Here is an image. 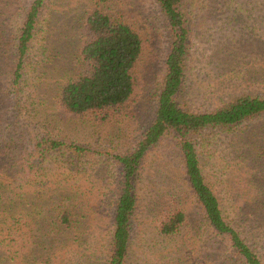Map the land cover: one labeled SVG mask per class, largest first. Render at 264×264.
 Masks as SVG:
<instances>
[{"label": "rangeland", "instance_id": "rangeland-1", "mask_svg": "<svg viewBox=\"0 0 264 264\" xmlns=\"http://www.w3.org/2000/svg\"><path fill=\"white\" fill-rule=\"evenodd\" d=\"M98 1L101 9L130 22L143 38L135 95L122 108L84 116L66 114L54 105L60 84L82 68L74 50L79 47L76 42L82 33L79 22L92 2L48 0L22 78L7 96L6 88L12 86L18 63L17 36L33 0H0V146L7 145L12 131L13 144L20 149L30 148L36 134L43 132L37 125L49 118L52 137L91 149L75 173L66 174L65 164L60 163L58 174L53 172L52 176L66 179L69 183L65 180L62 185L80 196V208L88 212L81 232L90 247L99 250L112 230V204L121 178L113 157L133 152L155 116L169 35L153 0ZM185 5L192 31L185 97L188 106L206 112L221 100L245 94L264 99V0H187ZM19 91L22 102L32 98L35 103L22 115L17 105ZM38 98L46 101V107L36 103ZM197 143L206 179L221 199L227 221L243 231L264 261V115L236 127L208 130ZM143 164L142 201L128 264H228L218 259L221 248L217 244L206 246L193 241L190 227L171 239L157 231L161 221L176 208L190 214L191 223L197 222L196 213L201 215L186 185L177 140L163 139L148 151ZM107 183H111L115 195L106 189ZM39 204L45 206L46 201ZM205 236L202 240L208 238Z\"/></svg>", "mask_w": 264, "mask_h": 264}, {"label": "trees", "instance_id": "trees-1", "mask_svg": "<svg viewBox=\"0 0 264 264\" xmlns=\"http://www.w3.org/2000/svg\"><path fill=\"white\" fill-rule=\"evenodd\" d=\"M90 1L92 5L79 22L82 33L76 42L79 47L74 50L82 68L62 82L54 96V105L72 116L104 113L128 104L138 87L136 70L144 49L140 32L130 22L105 12L98 0ZM153 1L159 6L169 35L166 71L155 116L135 150L113 157L121 169V178L112 204V230L99 250L90 247L80 227L88 219V212L80 208V196L62 185L66 179L59 180L52 174L62 167L60 163L68 166H63L66 174L75 173L91 149L52 137L46 118V124L40 121L37 125L43 132L36 134L30 148L20 149L13 144L12 131L8 133L7 145L0 146V264H128L135 218L142 201L143 162L148 151L168 137L177 140L186 185L201 215L196 213L197 222L191 223L192 216L176 208L158 226L160 236L171 239L190 227L193 241L221 248L219 260L228 264H264L243 231L227 221L222 201L206 179L197 143L198 137L207 136L208 130L236 127L264 115V99L245 94L221 100L211 111H193L185 99L192 36L187 0ZM47 4L48 0H33L26 12L17 36L18 63L12 86L6 88L7 96L22 78L25 59ZM1 45L0 32V49ZM17 98H21L16 100L20 115L35 104L32 98L22 102L21 92ZM36 103L46 107L41 98ZM261 156L264 161V150ZM51 163L56 165L54 169L49 167ZM110 188L111 183H107L106 189L115 195ZM41 200L46 201L45 206L39 204ZM204 235L208 238L202 240Z\"/></svg>", "mask_w": 264, "mask_h": 264}]
</instances>
